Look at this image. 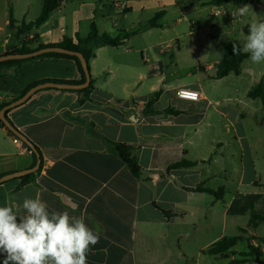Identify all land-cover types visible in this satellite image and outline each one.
<instances>
[{"label":"crops","instance_id":"1","mask_svg":"<svg viewBox=\"0 0 264 264\" xmlns=\"http://www.w3.org/2000/svg\"><path fill=\"white\" fill-rule=\"evenodd\" d=\"M211 1L63 0L47 22L19 34L23 23L39 17L42 0H0V53L59 44L65 37L78 43L93 23L100 35L122 40L118 46L90 43L94 88L87 98L46 88L7 114L38 148L42 162L31 182L0 185V206L17 210L25 198L39 196L50 212L83 217L100 234L88 264H257L243 255L249 245L264 259V222L249 226L252 213L264 215V102L249 97L255 86L264 85V63L248 58L239 74L215 78L223 43L243 46L250 24L264 20V0ZM244 5L249 12L240 16L237 9ZM204 11L213 20L206 31L212 38L193 45L195 66L188 68L177 31L165 48L159 39L167 16L176 17L175 30L191 12ZM130 15L139 18L131 22ZM191 26L190 36L199 29L197 21ZM47 79L81 81L82 75L69 58L3 68L0 105ZM180 89L196 90L201 98L182 99ZM157 92L159 98L145 109ZM169 108L179 113L166 112ZM14 137L0 127V176L36 163ZM112 142L132 147L140 177ZM183 159L196 164L168 169ZM198 185L219 195L192 190ZM224 239L238 241L224 255L210 253ZM3 259L0 255V264Z\"/></svg>","mask_w":264,"mask_h":264},{"label":"clouds","instance_id":"2","mask_svg":"<svg viewBox=\"0 0 264 264\" xmlns=\"http://www.w3.org/2000/svg\"><path fill=\"white\" fill-rule=\"evenodd\" d=\"M249 5L237 9L240 16L247 15ZM241 49L233 45V52ZM242 51L253 64L264 63V20L250 24ZM195 98L188 91L180 93ZM100 234L90 228L83 217L68 211L48 210L39 196L25 198L20 209L0 206V255L3 264H88L92 247Z\"/></svg>","mask_w":264,"mask_h":264},{"label":"trees","instance_id":"3","mask_svg":"<svg viewBox=\"0 0 264 264\" xmlns=\"http://www.w3.org/2000/svg\"><path fill=\"white\" fill-rule=\"evenodd\" d=\"M63 0H42L43 6H42V11L39 15V17L29 23V24H22V26H20L19 28V34L21 32H24L28 29H31L33 27H39L42 24H44L45 22L48 21L50 15L52 14V12L54 10H56L62 3ZM232 1L235 4H241V3H245V2H252V0H212L211 3L214 5H220L223 4L225 2H229ZM161 13H158L151 21L150 23L152 25H155V20L158 19V17H160ZM10 26L12 28L15 27V22L14 20H11L10 22ZM94 41H101L102 43L106 44V45H111V46H118L120 44H122V40L119 38H113L107 34H102L100 35L98 33V30L96 28V25L93 23L92 27H91V32L90 34L85 37V38H78V43H74L72 39L65 37L64 40L59 43V44H51V45H39L38 48L33 49L30 46H26L24 45L21 48H14L10 51H6L5 53H0V55L3 54H25V53H30L33 52L35 50L38 49H42L45 47H51V46H59V47H63L75 52H79L81 54H83L84 58L87 60L88 63V67L90 70V60L95 56V53L93 52V49L89 47L91 42ZM233 45L238 46L241 51H239L238 53L233 52ZM224 46V56L221 59V61L218 64V70L217 73L215 75V78L220 79L222 77H225L227 75H229L230 73H235V74H239L240 73V67L242 62L245 59L249 58V55L244 53L242 51V47L235 41H227L223 43ZM48 58H69L74 60L77 63L78 69L82 75V79L81 81H58V80H42L36 83L31 84L30 86H28L19 96L15 97L12 101H15L16 99L22 97L29 89H31L32 87L41 84V83H45V82H56V83H68V84H81L86 80L85 77V73L84 70L82 68L80 59L75 56V55H69V54H64V53H56V52H49V53H44L35 57H28V58H24V59H16V60H8V61H3L0 62V70L3 68H8V67H13V66H21L25 63L28 62H33L36 60H43V59H48ZM94 88V81L93 79L91 80L90 86L86 89L83 90H72V91H76L79 93H83L85 98H87L91 92V90ZM50 89V88H48ZM160 96V92L155 93L151 100L149 101V103L146 105L145 109H148L150 107H152V105L154 104V102H156V100L159 98ZM249 97L251 98H260L262 100V102H264V85L263 84H259L257 86H255L250 92H249ZM11 101V102H12ZM10 103V102H9ZM9 103H4L0 105V111ZM12 109L7 111V114L11 111ZM156 110H146L145 114H151V113H156ZM166 112L169 113H175L178 114L179 111L174 110L172 108H169L166 110ZM8 118V117H7ZM8 120L10 121V119L8 118ZM11 122V121H10ZM12 123V122H11ZM13 124V123H12ZM0 127H4L6 128V126L4 125V123L1 121L0 119ZM9 133L13 136H15L8 128H6ZM17 137V136H16ZM21 140V139H20ZM29 142L34 145L30 140ZM27 147H29L26 143H24ZM114 147V150L118 153V155L121 157V159L126 163V165L128 166L129 170L132 172V174L136 177H140L141 175V167L138 164L136 158L133 156L132 154V147L127 145V144H123V143H117V142H112L111 143ZM35 146V145H34ZM30 148V147H29ZM35 148L37 149V151L39 152L38 148L35 146ZM40 153V152H39ZM33 156L35 158V162H36V155L33 152ZM42 160V158H41ZM196 163L183 159L181 161H178L172 165H170V167L168 168L169 170L172 169H176V168H183V167H192L194 166ZM35 173H31L28 175H25L21 178H16L17 180H20L21 183L20 185H25L29 182H31L34 179ZM1 177V176H0ZM14 180V179H12ZM11 181V180H10ZM9 182V181H7ZM194 191H198V192H207V193H211V194H215V195H219L220 191H214L212 189H208V188H204L202 185H198L196 188L192 189ZM166 215L169 214V212H165ZM259 222H264V215H257L252 213L250 216V222H249V226H256ZM238 239H224L220 242L215 243L211 249L209 250L210 253L212 254H220V255H224L226 252H228L230 249H232L236 244H237ZM244 256H249V257H261L260 252L258 251L257 248H255L253 245H249V252L248 253H243ZM244 262L243 260H239V261H233L231 262V264H240Z\"/></svg>","mask_w":264,"mask_h":264},{"label":"water","instance_id":"4","mask_svg":"<svg viewBox=\"0 0 264 264\" xmlns=\"http://www.w3.org/2000/svg\"><path fill=\"white\" fill-rule=\"evenodd\" d=\"M49 52H56V53H64V54H69V55H75L80 59L82 68L84 70L85 73V77L86 80L81 83V84H68V83H56V82H45V83H41L38 84L34 87H32L31 89H29L22 97L16 99L15 101L10 102L8 105H6L1 111H0V119L1 121L4 123V125L6 126V128H8L15 136H17L19 139H21L24 143H26L35 153L36 155V163L33 167L29 168V169H25L22 171H17V172H13V173H8L5 175H2L0 177V185L6 183L7 181H10L12 179H16V178H21L25 175L31 174V173H36L39 168L41 167V155L40 153L37 151V149L35 148L34 145H32L29 142V139L23 134L21 133L14 124H12L8 118H7V111L13 108H16L22 104H24L25 102H27L35 93H37L38 91L42 90V89H46V88H57V89H61V90H83L86 89L90 86L91 83V74H90V70L88 67V63L87 60L84 58L83 54L79 53V52H75L63 47H59V46H51V47H45L42 49H38L35 50L33 52L30 53H25V54H3L0 55V62L3 61H8V60H16V59H24V58H28V57H35L44 53H49ZM254 261L257 264H264V259H262L261 257H255Z\"/></svg>","mask_w":264,"mask_h":264},{"label":"rangeland","instance_id":"5","mask_svg":"<svg viewBox=\"0 0 264 264\" xmlns=\"http://www.w3.org/2000/svg\"><path fill=\"white\" fill-rule=\"evenodd\" d=\"M188 20H182L181 23L175 27V30H173V24L175 23L176 17L175 16H167L165 18V28L167 29L166 32L162 33V38L159 39V42H163V46L165 48L168 41H170L171 36L176 33L179 35L180 39V45L182 46V56L186 58L187 67L193 68L195 66V58L192 54L193 52V45L200 46L202 43L207 41L208 39H211L212 36L208 35L206 31L208 30V24H209V14L207 11H204L201 13V15H197L194 12H191L187 15ZM137 15H130L129 19L131 22H136L138 20ZM191 21H197L199 29L195 31V34L192 36L189 35V32L192 30ZM213 21V20H210ZM216 33V32H215ZM218 34V33H216ZM236 39L239 38V35L236 34Z\"/></svg>","mask_w":264,"mask_h":264},{"label":"built area","instance_id":"6","mask_svg":"<svg viewBox=\"0 0 264 264\" xmlns=\"http://www.w3.org/2000/svg\"><path fill=\"white\" fill-rule=\"evenodd\" d=\"M188 91H190V92L195 94V98L194 99L191 96L186 97V96H183V95L180 94L182 92H188ZM177 94H178V96L180 98L186 99V100H189V101H199V99L201 98L200 93L198 91L192 90V89H180V90H178ZM14 142L17 143V144H20L22 142V140H20L18 137L15 136L14 137ZM23 152L32 154L33 150L25 145L24 148H23Z\"/></svg>","mask_w":264,"mask_h":264}]
</instances>
